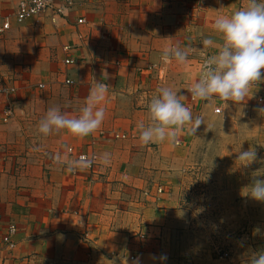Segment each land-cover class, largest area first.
I'll use <instances>...</instances> for the list:
<instances>
[{
  "label": "crops",
  "instance_id": "0c3cea01",
  "mask_svg": "<svg viewBox=\"0 0 264 264\" xmlns=\"http://www.w3.org/2000/svg\"><path fill=\"white\" fill-rule=\"evenodd\" d=\"M18 3L0 0V12L11 22L0 31V75L22 64L54 68L58 64L64 89L72 93L66 109L72 116L77 115L90 86L104 82L108 92L101 105L105 109L101 126L83 138L62 132L68 146L95 151L98 157L106 151L111 157L108 166L98 160L92 178L85 172L72 176L65 165L54 162L57 154L71 159L64 149L52 151L62 147V137L49 142L52 149L45 157L36 158L29 150L37 134L36 119L45 113V96L59 97V90L53 92L45 84L39 96L18 87L10 98L0 95V264H114L110 256L119 257L117 264H133L136 258L139 264H173V260L161 261L159 254L140 243L133 250L131 242L138 239V231L144 235V230L153 234L159 229L166 210L160 204L166 194L164 186L159 197L149 186L156 185V190L161 186L157 181L161 157L155 145L169 142L142 146L136 128L139 121L149 122L145 85L156 76H150L147 66L163 65V47L178 44L191 49L188 68H195L189 72L197 79L202 57L197 60L195 50L202 47V39L211 37L222 43L212 27L214 19L246 6L248 0H75L71 7L56 3L64 8L62 14L47 10L22 21L15 17ZM81 16L86 19L88 37L81 30L86 22L75 21ZM178 18L186 19L179 23ZM2 21L0 17V27ZM66 43L74 44L77 59L68 66L63 63ZM174 63V59L169 61ZM66 78L74 83H66ZM262 82L250 86L252 97L247 101L257 93L264 96ZM188 86L180 95L183 104H188ZM8 100L14 112L3 122L2 109ZM200 101L191 111L199 108ZM113 132L125 137H114ZM38 136L45 145V137ZM11 225L16 226L13 233ZM225 261L219 257L213 263Z\"/></svg>",
  "mask_w": 264,
  "mask_h": 264
},
{
  "label": "rangeland",
  "instance_id": "374dc122",
  "mask_svg": "<svg viewBox=\"0 0 264 264\" xmlns=\"http://www.w3.org/2000/svg\"><path fill=\"white\" fill-rule=\"evenodd\" d=\"M185 19L177 20L184 23ZM86 25L87 22L81 28L84 37L89 36ZM202 50V47L195 50L197 60L201 58ZM57 68L58 64L54 68L29 63L0 76L3 85L13 83L20 91H31L38 96L47 84L52 91L59 90L60 95L55 98L45 96V112L55 105L63 106V109L65 104L68 110L72 93L65 91L66 84L59 77ZM147 69L150 76H156L145 85L148 100L157 87L164 85L177 89L180 96L195 78V73L189 72L194 67L185 70L177 63L152 64ZM261 72L264 75V71ZM256 84L258 82L253 85ZM260 85L264 87V80ZM260 96L262 93H257L253 100L242 104L225 102L221 113H214L218 98L201 100L199 108L191 111L194 117L203 119L195 133L181 130L177 142L155 145L154 151L160 155L162 166L157 181L166 193L160 204L166 210L161 216L160 228L153 230V234L143 229L141 237L142 231L137 232L138 239L131 241L135 246L133 250L140 243L152 253L173 260V264H207L209 260L214 264L221 250L228 252L225 264H247L251 254L264 251V202L245 195L254 179H264V98L260 101ZM64 100L65 104L61 105ZM43 115L38 114L36 120ZM37 129L38 125L29 148L36 158L45 157L52 149L49 142L56 137H62L63 148L52 151L61 153L64 149L67 153L68 142L62 130L44 136ZM38 134L45 137V145L37 138ZM249 147L255 149L256 158L243 166L244 162L236 159V152ZM149 187L158 197L162 194L158 192L159 186L157 190L156 185ZM118 258L110 256L114 264Z\"/></svg>",
  "mask_w": 264,
  "mask_h": 264
},
{
  "label": "clouds",
  "instance_id": "9594fccd",
  "mask_svg": "<svg viewBox=\"0 0 264 264\" xmlns=\"http://www.w3.org/2000/svg\"><path fill=\"white\" fill-rule=\"evenodd\" d=\"M220 34L222 43L217 44L211 37L202 39V63L198 78L192 81L187 91L199 100H211L214 97L234 104L246 103L250 86L264 80V0H248L246 6L228 15L217 16L212 25ZM216 49L212 54L204 50ZM190 48H181L178 44L167 45L161 51L160 59L167 64L171 59L187 70ZM108 92L104 82L93 83L82 106L75 116L69 115L59 105L50 106L38 121V132L47 136L60 130H67L76 137H86L94 133L105 119L102 103ZM178 90L170 85L159 86L147 103L149 122L139 121V142L143 145L167 141L177 142L181 130L195 133L203 122L201 116H193L190 107L181 103ZM264 110V109H262ZM241 149V148H240ZM236 159L247 166L256 158L254 148L239 150ZM111 154L103 152L99 157L81 156L76 159L53 157L57 164L65 165L68 170L82 169L99 160L103 166L110 164ZM245 195L264 202V179H254ZM160 260H166L161 255ZM139 264V258L133 261ZM247 264H264V251L253 253Z\"/></svg>",
  "mask_w": 264,
  "mask_h": 264
},
{
  "label": "built area",
  "instance_id": "2783aa9c",
  "mask_svg": "<svg viewBox=\"0 0 264 264\" xmlns=\"http://www.w3.org/2000/svg\"><path fill=\"white\" fill-rule=\"evenodd\" d=\"M75 0H19L18 6H17V10L15 12V17L18 21H22L24 19H27L29 17L32 16H36V15H40L42 13H44L47 10H52L55 14H62L64 12V8L63 7H57L56 3L61 2L63 5H67V6H72ZM241 2H244L245 0H240ZM0 17H3V24L0 27V31H4L5 29L9 28L10 26V17L7 15H2L0 12ZM53 19H55V16L53 17ZM85 17L81 16L78 17L76 21V23L78 24H84L85 21ZM74 44H70V43H66L63 45V50L66 53V55L63 58V63L68 66V65H72L76 62V56L74 55ZM264 71V69H262ZM66 83L68 84H73L74 81L71 78H66ZM17 91V86L13 83L8 84V85H2L0 86V95H4L7 96L8 98L12 97L11 95L15 94ZM188 93V91H187ZM264 96H260L259 100H263ZM198 101V99H194L189 93H188V99H187V103L188 104H184L185 106L190 107V110L193 108V106H195V103ZM223 103V102H222ZM220 103L218 105H216V107L214 108V113H221L223 111V104ZM14 112V108H13V102H11L10 100H8V102L5 103V105L3 106L2 109V116H1V121L3 122H8L10 120V118L12 117ZM113 136L114 137H125V134H118L117 132H113ZM67 154L71 159H76L78 157L81 156H85L88 158H91L93 156L98 157L97 153H95V151H91V152H87V151H79L75 148L74 145H69L67 146ZM98 164V159L95 163H93L91 166H87L84 167L82 169H76V170H69L70 175L72 176H77L79 175V173L85 172V174H87V176L89 178L93 177V173H95L96 171V167ZM163 191V187L159 186L158 187V192H162ZM16 231V226L11 225L10 227V232L13 233ZM143 236V234L141 235V237ZM10 246H13L14 243L10 242L9 243ZM228 256V252L221 250L219 252V257L221 258H226Z\"/></svg>",
  "mask_w": 264,
  "mask_h": 264
}]
</instances>
